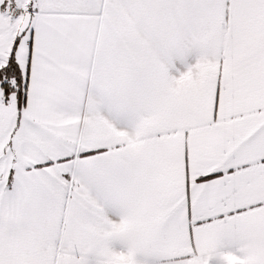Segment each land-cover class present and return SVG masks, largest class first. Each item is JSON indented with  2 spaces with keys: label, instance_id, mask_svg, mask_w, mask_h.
I'll return each instance as SVG.
<instances>
[{
  "label": "snow or ice",
  "instance_id": "snow-or-ice-1",
  "mask_svg": "<svg viewBox=\"0 0 264 264\" xmlns=\"http://www.w3.org/2000/svg\"><path fill=\"white\" fill-rule=\"evenodd\" d=\"M0 264H264V0H0Z\"/></svg>",
  "mask_w": 264,
  "mask_h": 264
}]
</instances>
